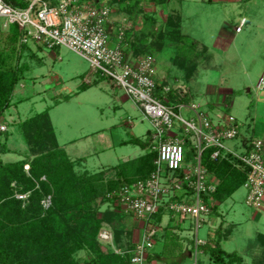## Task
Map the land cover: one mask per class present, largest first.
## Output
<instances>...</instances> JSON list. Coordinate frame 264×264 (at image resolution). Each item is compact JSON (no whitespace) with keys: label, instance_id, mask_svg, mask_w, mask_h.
Wrapping results in <instances>:
<instances>
[{"label":"rangeland","instance_id":"rangeland-1","mask_svg":"<svg viewBox=\"0 0 264 264\" xmlns=\"http://www.w3.org/2000/svg\"><path fill=\"white\" fill-rule=\"evenodd\" d=\"M195 1L189 6L184 5L187 1L181 0L175 5L166 7L165 4L162 8L154 9L151 0H136L132 17L122 14L121 7L118 9L117 5H113L115 11L112 18L117 22L123 15L126 16L130 41L144 44L142 48L151 43V50L138 53L132 49V56L149 55L153 58L157 72L154 77L158 74L165 76L167 86L176 88L170 89L171 99L175 94L177 100L183 99V104L194 102L199 105V111L207 110L215 122L222 115L235 117L239 135L236 139L225 141V145L230 150L242 153L243 141L264 138V88L258 87L261 79L264 82V0H243L227 6ZM107 2L102 0L101 3ZM173 9L181 13L183 43L176 46L168 42L158 49V37L150 32L156 33L162 29L165 17ZM144 15H153L156 22L149 27L142 19ZM242 17L247 18V23L241 32L236 33L234 26ZM9 35L8 30L0 35V45L9 44ZM36 44L27 45L35 49ZM42 47L45 49L38 54L40 57L36 56L38 60L43 57L41 65L35 56H31L32 52H24L22 59L28 66L25 79L18 84L4 118H0L1 124L6 122V131L10 134L6 146L15 152L0 153V161L11 162L24 157L26 144L18 125L44 110H48L58 143L65 147L71 157H79L78 172H95L105 165H114L143 153L139 145L119 143L131 137L149 141L150 135L148 122L123 90L112 80L91 73L88 62L66 47ZM15 60L11 59L10 63ZM85 77L91 85L81 90L80 85ZM157 78L161 79L160 76ZM178 113L186 119L193 117V113L185 107ZM126 123L130 125L126 126ZM4 134L0 132L1 143ZM23 168L28 171L29 166ZM246 194L247 190L242 185L219 204L217 217H207V222L200 225L197 235L205 236V231L212 227L213 222L218 225L220 221L222 224L225 222L223 227L228 229V237L221 243L223 249L241 255L246 264H257V259L264 256V246L257 239L258 234H264V208L247 206ZM100 204L99 217H103L109 203ZM122 215L120 223H117L119 220H114L112 224L102 223L101 229L108 230L112 235L111 240L105 241L98 237L102 252L114 251L123 255L125 242L136 244L139 241L140 221L128 213ZM181 224L182 228L177 231L180 236L169 235L168 248H183L192 242L193 220L188 218ZM116 234L121 238V248L114 242ZM155 241L154 249L167 247V241L159 234ZM86 256L83 249L75 253L77 258Z\"/></svg>","mask_w":264,"mask_h":264},{"label":"built area","instance_id":"built-area-1","mask_svg":"<svg viewBox=\"0 0 264 264\" xmlns=\"http://www.w3.org/2000/svg\"><path fill=\"white\" fill-rule=\"evenodd\" d=\"M113 4L100 0H28L20 8L0 0V35L10 25L20 32V43H38L48 48L63 46L88 62L90 69L113 81L123 90L141 112L150 126L149 149L156 152L154 169L149 175L133 182H124L105 196L112 209L128 213L141 223V236L131 250L130 263L155 264L149 260L158 227L152 222L161 207L167 209L180 223L193 220V264L206 243L197 231L211 213L205 197L216 191L218 178L202 165V153L212 148L213 159L231 154L245 169L243 187L247 190V206L260 209L264 206V138L242 142L244 150L237 153L226 147L225 141L236 139L239 125L233 115H222L215 122L199 106L188 103L172 104L163 87L157 93L153 58L125 54L128 26L125 20H115ZM245 22L241 20L237 31ZM259 86L264 88L263 79ZM185 107L193 113L184 118L178 110ZM177 109V110H176ZM0 123V131H6ZM193 148L191 161L185 160L187 147ZM26 199V193H15ZM46 209L49 196L41 201ZM100 240H111L106 229H100Z\"/></svg>","mask_w":264,"mask_h":264},{"label":"trees","instance_id":"trees-1","mask_svg":"<svg viewBox=\"0 0 264 264\" xmlns=\"http://www.w3.org/2000/svg\"><path fill=\"white\" fill-rule=\"evenodd\" d=\"M6 1L20 8L28 6V0ZM151 1L154 5L167 2ZM135 2L136 0H108L107 3L117 5L118 9L121 7V12L132 17ZM142 19L149 27L156 22L152 15H144ZM180 25L178 15L168 14L163 28L156 33L150 32L158 37V49L168 42L177 44L176 46L183 43ZM8 32L9 44L0 45V118H4L18 84L25 79L28 66L22 59L24 52H31L29 45L19 42L21 32L16 25H10ZM125 43V54H133L132 49L138 53L152 49L151 43L142 48L144 44L130 41L129 33ZM11 59L16 60L10 63ZM163 87V84L157 82L159 96ZM170 95L169 92L167 96ZM18 127L27 153L21 160L0 161V264H128L130 251L135 243L125 242L123 255L114 251L104 253L98 245V233L103 222L112 224L114 220H119L117 223H120V218L124 216L117 209H112L111 202L105 195L124 182L147 177L154 169L156 152L149 149L150 140L145 139L143 142L133 137L125 142L147 149L144 155L115 165L103 166L95 172H78V159L70 158L57 143L48 110L24 119ZM3 132L5 134L4 141L0 142V153H8L10 150L6 144L10 134L9 131ZM212 151V148L203 151L202 165L219 181L216 191L205 197L209 205L213 203L210 209L215 212L217 203L223 202L243 185L245 169L231 154L213 159ZM192 156L193 148L189 146L185 160H191ZM25 165L29 166L28 171L24 170ZM16 192L26 193V199L16 198ZM47 196L50 197L51 204L45 209L41 201ZM100 202L109 203L103 217H99ZM164 211V207H161L152 222H160ZM217 232V238L214 241L209 240L203 246L210 262L245 264L241 255L227 252L221 247L222 234L220 230ZM120 239L118 234L114 236L115 244L121 248ZM257 239L264 246V234H258ZM82 249L87 256L75 257V253ZM128 250L130 251L127 252ZM157 257L150 255L149 260L153 261ZM258 259L257 264H264V256Z\"/></svg>","mask_w":264,"mask_h":264},{"label":"crops","instance_id":"crops-1","mask_svg":"<svg viewBox=\"0 0 264 264\" xmlns=\"http://www.w3.org/2000/svg\"><path fill=\"white\" fill-rule=\"evenodd\" d=\"M178 1H181V0H167V2L165 3V4H167V6L166 7H169L171 4H176ZM185 1H187V2H185L184 3V5H187V6H189L190 4H194L196 1L195 0H185ZM200 1H207L208 3H210V4H213V5H216V4H220V6H222V5H225V6H227L228 4H236V3H238V2H240V1H243V0H200ZM244 1H246V0H244ZM100 2H102V0H100ZM165 4H160V5H155L154 6V9H159L158 7H160V8H162V7H164V5ZM160 11H162V10H160ZM163 12V11H162ZM176 12H178V13H176ZM171 13H174V14H176V15H178L179 16V18H180V23H181V21H182V19H181V13L179 14V11L177 10V9H173L172 11H170V13L169 14H171ZM122 14H124V15H126V16H129L126 12H123L122 11ZM122 16L119 20H125V22H126V16ZM153 16V15H152ZM154 17V16H153ZM242 19H244L245 20V22L241 25V27H240V30H238L237 31V28L239 27V25H240V22H241V20ZM128 20V19H127ZM241 20H240V22L238 23V24H236L234 27V30L233 31H235L236 33H239V32H241V28L247 23V18H245V17H242L241 18ZM129 24V23H128ZM115 25H117V22H115ZM233 29V28H232ZM181 30V29H180ZM181 34H182V32H181ZM183 35V34H182ZM183 40H184V38H182ZM30 47V49H31V54H32V56L34 57H36V56H38V54L40 53V52H42L45 48L44 47H42V44H36V45H34V47H35V49L33 48L32 49V47L31 46H29ZM46 47V46H45ZM47 49H52V48H48L47 47ZM52 55L54 56V57H56L57 59H59L57 56H56V54L54 53V52H52ZM38 57H40V56H38ZM82 58V57H81ZM36 60H37V63L38 64H42L43 62H44V59H43V57H41V60H38L37 59V57L35 58ZM153 68H154V72L156 71L155 70V67H154V63H153ZM90 72L91 73H94L91 69H90ZM156 74H157V72H155ZM95 74V73H94ZM158 76H160L161 77V79L160 78H157ZM158 76H155V78H156V80L157 81H159V83H161V84H163V86H165V87H168L169 89H172V90H176V88L174 87H170L169 85L167 86V82H166V78H165V76H161V75H159L158 74ZM83 81H84V83L82 84V85H80V89L81 90H86L90 85H91V83H90V81L88 80V78H83ZM23 86V85H22ZM258 87H260L259 86V83H258ZM171 90V91H172ZM173 92V91H172ZM174 93V92H173ZM175 95V94H174ZM174 95L172 96V104H178V103H183L182 101H179V100H177L175 97H174ZM227 96V95H226ZM65 98H67V96L65 97ZM69 98V97H68ZM225 98L226 97H224V100H225ZM174 100H177L176 102L174 101ZM58 101H56L55 103H57ZM189 103H192V104H195L194 102H190L189 101ZM195 105H197V104H195ZM197 106H199V105H197ZM177 110V109H176ZM203 112H205L210 118H211V115L207 112V110L206 111H204V110H202ZM220 118V117H219ZM51 119V118H50ZM211 119H213V118H211ZM23 121V120H22ZM52 122V121H51ZM6 123V122H5ZM126 126L127 125H130L129 123H126L125 124ZM53 126V125H52ZM132 127H133V125H132ZM19 129V128H18ZM53 129H54V127H53ZM54 131H55V129H54ZM148 132V130L146 131V133ZM148 134V133H147ZM55 136H56V133H55ZM131 138H133V137H131ZM130 138V139H131ZM136 138H139V137H136ZM56 139H57V136H56ZM141 141H143L144 142V140L145 139H141V138H139ZM129 139H127V140H122V141H120L119 143L120 144H132V143H125L126 141H128ZM57 143H58V140H57ZM58 145H59V147L60 148H62V149H64L65 151H66V149H65V147L62 145H60L59 143H58ZM134 145H136V144H134ZM142 148V147H141ZM10 151L9 152H15L14 150H11V149H9ZM142 150H143V153H141V154H139L138 156H136V157H139V156H141V155H144L146 152H147V149H144V148H142ZM144 150H146V151H144ZM66 153L68 154V152L66 151ZM69 155V154H68ZM69 157L70 158H72V159H74V160H77V159H79V157H75V158H73V157H71L70 155H69ZM135 157V158H136ZM22 158V157H21ZM20 158V159H21ZM20 159H18V160H20ZM132 159H134V158H132ZM15 161H17V160H15ZM10 162V161H9ZM11 162H14V161H11ZM115 165V164H114ZM106 166V165H105ZM224 202V201H223ZM222 202H220V203H217V209H216V211L215 212H211L210 213V215L208 216V217H210V216H212V217H217L218 215H219V211H218V206H219V204H221ZM211 204H213L212 202L210 203V205ZM262 208H264V206L262 207ZM165 209V208H164ZM218 213V214H217ZM171 213L167 210V209H165V211H164V213H163V215H162V218H161V220H160V222H158V223H155L156 224V226L158 227V232H157V234H156V236L159 234L160 235V237L161 238H163V239H165L166 241H167V243H166V245H167V247L165 248V247H163V248H161V249H159V250H156V249H154L153 248V250H152V252H151V254L150 255H153V256H155V257H157V256H159V257H157V258H155V259H153V261L155 262V264H193V256H192V243L193 242H191L190 244H188L187 246H185V247H183V248H180V247H175V248H172V247H170V248H168V242H169V240H170V234H175V235H178V233H177V231H179V229H181L182 227H181V223L179 222V220L177 221V220H175L173 217H171V215H170ZM205 222H207V221H205ZM225 223V222H224ZM223 223V224H224ZM223 224H222V221H220V223H219V225L217 224V223H215V222H213V225H212V227H210L207 231H205V236H203V237H200V238H202L203 240H205L206 241V243L204 244V245H206L207 244V242L209 241V240H212V241H214L216 238H217V235H218V230H220L221 231V229H222V231L220 232L221 234H222V240L220 241V245H221V243H222V241L223 240H225V239H227V237H228V234L226 233L227 231H228V229L226 228V229H224V227H223ZM218 225V226H217ZM220 226V227H219ZM141 235V234H140ZM225 235H226V237H225ZM155 236V237H156ZM178 236H180V235H178ZM155 243H156V241H155ZM154 243V244H155ZM204 245H202V246H200L199 247V249L201 250L198 254H197V256H196V264H212L211 262H210V260H209V255H208V253L207 252H205L204 251V248H203V246ZM221 247H222V245H221ZM223 248V247H222ZM197 259H199V260H197ZM243 260H244V258H243ZM246 264V263H245Z\"/></svg>","mask_w":264,"mask_h":264}]
</instances>
